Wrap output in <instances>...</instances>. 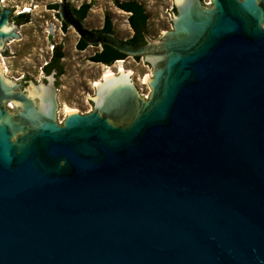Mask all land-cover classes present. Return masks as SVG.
Segmentation results:
<instances>
[{"label": "water", "instance_id": "1", "mask_svg": "<svg viewBox=\"0 0 264 264\" xmlns=\"http://www.w3.org/2000/svg\"><path fill=\"white\" fill-rule=\"evenodd\" d=\"M79 1L61 22L145 60L152 92L119 74L59 125L64 72L22 89L0 60V264H264V0H174L173 30L144 45L118 16L121 37L92 31ZM11 14L0 57L26 39Z\"/></svg>", "mask_w": 264, "mask_h": 264}, {"label": "rangeland", "instance_id": "2", "mask_svg": "<svg viewBox=\"0 0 264 264\" xmlns=\"http://www.w3.org/2000/svg\"><path fill=\"white\" fill-rule=\"evenodd\" d=\"M135 1L144 7L148 17L147 32L161 37L167 30H173L174 0H80L75 8L90 4L85 21L92 30L99 31L104 27L106 17L112 23L114 33L121 37L113 19L118 16L126 41L133 37L129 25V15L117 4ZM60 0H8L2 8L13 9L16 17L26 13L29 22L20 25L26 28V39L22 43L10 41L15 55L0 57V60L10 79L30 77L34 83L41 82L43 67L50 61L53 52L60 47L64 57L61 61L65 77L61 85L66 96V115L73 112L88 113L93 109L92 100L97 97V87L104 81L106 68H111L119 75L118 62H122L131 77L140 80L149 95L152 89L148 79H152L153 69L145 60L128 58L118 60L111 66L96 63L92 56L103 48L93 49L87 46L84 50L78 48L80 38L70 27H64L57 14ZM212 0H205L211 5ZM150 35V36H151ZM116 75V76H117Z\"/></svg>", "mask_w": 264, "mask_h": 264}, {"label": "trees", "instance_id": "3", "mask_svg": "<svg viewBox=\"0 0 264 264\" xmlns=\"http://www.w3.org/2000/svg\"><path fill=\"white\" fill-rule=\"evenodd\" d=\"M117 6L123 11L132 13V16L129 17V23L131 24L133 30L135 31V34L130 40H128V42L134 45H144L145 44L144 32H147V22H148V17L145 13L144 7L136 3L135 1L118 3ZM57 7L58 5H55V8ZM90 8H91L90 4H86L84 6L83 8L84 13L80 15L81 20H84ZM16 20L19 25L28 23L29 15L26 13L20 14ZM63 25L65 28L67 27V25L65 24ZM100 32L114 33L112 28V23L108 17H106L105 19L104 29L100 30ZM86 46L87 44L82 40L78 44V48L80 50H83ZM102 48L103 51L98 53L95 57L92 58V60L96 63L104 62L107 66H111L116 61L126 58V55L120 53L111 46L103 45ZM54 53H55V59L53 60L52 64L50 66H46L45 69L48 72H50L52 65H56V67L59 70V76H61L63 74L61 60L63 59L64 55L61 52L60 47H57Z\"/></svg>", "mask_w": 264, "mask_h": 264}, {"label": "flooded vegetation", "instance_id": "4", "mask_svg": "<svg viewBox=\"0 0 264 264\" xmlns=\"http://www.w3.org/2000/svg\"><path fill=\"white\" fill-rule=\"evenodd\" d=\"M203 1V0H202ZM129 2V1H128ZM212 4V3H211ZM86 4H83L80 8H75L74 6H73V4H72V8H73V11L75 12V14L77 15V17L80 19V15H82L83 13H84V6H85ZM174 9H175V7H174ZM13 10V9H12ZM90 10V9H89ZM57 12H58V7H57ZM125 13H127L128 15H129V17L130 16H132V13H130V12H126V11H124ZM88 13V12H87ZM13 14H14V11H13ZM13 14H11V16H10V19H11V21H13V22H15V23H17V18H18V16L17 17H13ZM87 15V14H86ZM59 17V16H58ZM85 18H86V16H85ZM84 18V19H85ZM60 19V18H59ZM84 21V20H83ZM18 24V23H17ZM63 24V23H62ZM172 24V23H171ZM19 25V24H18ZM22 25V24H21ZM129 25H130V27H131V29H132V31H133V35L135 34V31L133 30V28H132V26H131V24L129 23ZM104 26H105V22H104ZM263 28H264V22H263ZM68 27V26H67ZM103 29H104V27H103ZM92 31H95V30H92ZM98 32H100V30L98 31ZM107 33V32H106ZM81 41V40H80ZM88 46V45H87ZM86 46V47H87ZM85 47V48H86ZM94 47H98V46H94ZM84 48V49H85ZM83 49V50H84ZM102 51H103V49H102ZM102 51H100V52H102ZM100 52H97V53H95L93 56H92V58L93 57H95L98 53H100ZM6 53V52H5ZM5 53H3V54H5ZM55 59V53L53 52V55H52V57H51V59H50V61L43 67V69H44V71H43V76L44 75H49V74H51V72L53 71V70H55L56 71V81H55V86H56V91L58 90V86H59V70H58V68L56 67V65H52V68H51V70H50V72H48L46 69H45V67L46 66H50L51 64H52V62H53V60ZM62 61V60H61ZM100 64H104V65H106L104 62H101ZM12 79L16 82V83H18V84H21V88L22 89H25L27 86H28V81L29 80H31V78L30 77H22V78H18V79H16V78H13L12 77ZM42 80H45V79H42ZM37 82V81H36ZM39 82V81H38ZM37 82V83H38ZM58 94V93H57ZM150 99V97L148 96L147 97V99L146 100H149ZM57 101H58V96H57ZM5 106H6V109L7 110H9L10 112H13V113H16V112H18L19 111V109L15 106V105H13L12 104V102H7L6 104H5ZM11 106H13V107H11ZM58 111H59V109L57 110V122H58V124L59 125H64V122H65V120H66V118H67V115H66V117H65V119L63 120V121H59L58 120ZM92 111H93V109H92ZM92 111H90V112H88V113H91ZM84 114H87V113H83V115Z\"/></svg>", "mask_w": 264, "mask_h": 264}, {"label": "bare ground", "instance_id": "5", "mask_svg": "<svg viewBox=\"0 0 264 264\" xmlns=\"http://www.w3.org/2000/svg\"><path fill=\"white\" fill-rule=\"evenodd\" d=\"M117 64L119 65V73L122 75L121 78H123L125 76H131V72L125 70V68L122 65V62H118ZM116 75L117 74H115V72L111 68H109V67L106 68V71L104 74V79L107 81L108 85H110L113 82L120 79V78H116L117 77ZM108 85H106V86H108ZM99 89H100V94H101V91H102L101 86H99Z\"/></svg>", "mask_w": 264, "mask_h": 264}]
</instances>
